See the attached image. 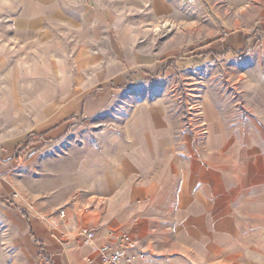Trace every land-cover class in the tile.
Instances as JSON below:
<instances>
[{"label":"rangeland","instance_id":"obj_1","mask_svg":"<svg viewBox=\"0 0 264 264\" xmlns=\"http://www.w3.org/2000/svg\"><path fill=\"white\" fill-rule=\"evenodd\" d=\"M158 1L58 0V11L35 13L27 0H0V155L17 157L16 174L2 181L29 216L56 224L74 204L81 220L87 172L105 171L111 152L129 147L132 123L155 113L188 147L191 137L203 143L212 121L233 136L260 132L264 143V111L251 130L242 107L243 90L264 96V30L240 8L250 2L203 0L187 10ZM246 28L253 43L236 38ZM224 44L238 53L219 64L212 52ZM261 216L212 264H264V205ZM27 237L24 219L0 200V264H30Z\"/></svg>","mask_w":264,"mask_h":264},{"label":"crops","instance_id":"obj_2","mask_svg":"<svg viewBox=\"0 0 264 264\" xmlns=\"http://www.w3.org/2000/svg\"><path fill=\"white\" fill-rule=\"evenodd\" d=\"M248 1L240 8L251 10L254 29L264 30V0ZM27 7L35 13L52 7L54 12L58 0H27ZM23 23L30 27L29 22ZM247 29L236 34L239 42L253 43ZM227 46L231 47L224 44L222 52ZM261 93L256 87L242 91V107L249 111L244 119L251 130L262 122ZM155 114L132 123L129 147L111 152L117 159L104 166L105 171L87 172L81 187L88 193L84 192L80 203L90 208L81 220L76 218L74 204L66 207L56 224L49 222L55 216L45 221L29 216L18 196H6L2 181L16 174L17 157L13 150L0 155V200L23 219L21 211L27 214L25 245L32 256L30 264H102L98 250L107 246L108 253L119 251V238L125 233L146 254L135 264H190L191 259L192 264H212L229 252L230 238L248 222L262 220L264 143L260 132L233 136L212 121L208 123L212 132L203 143L198 145V139L191 137L188 147L189 138L172 134ZM46 203L50 216L54 203ZM94 213L97 217L90 216ZM86 232H93L90 242L84 241Z\"/></svg>","mask_w":264,"mask_h":264},{"label":"built area","instance_id":"obj_3","mask_svg":"<svg viewBox=\"0 0 264 264\" xmlns=\"http://www.w3.org/2000/svg\"><path fill=\"white\" fill-rule=\"evenodd\" d=\"M183 8L190 10L202 3L203 0H176ZM64 213L60 216L63 217ZM84 241L90 242L93 238V232L83 234ZM119 251L108 253V247L103 246L99 251L100 261L102 264H135L146 257L145 252L139 249L138 244L129 234H121L119 238Z\"/></svg>","mask_w":264,"mask_h":264},{"label":"trees","instance_id":"obj_4","mask_svg":"<svg viewBox=\"0 0 264 264\" xmlns=\"http://www.w3.org/2000/svg\"><path fill=\"white\" fill-rule=\"evenodd\" d=\"M230 53L236 54V53H238V52H236V51L233 52V50H232L231 48L227 47V48L224 50L223 53L212 52V55H214L213 57H214L215 62H217V63L220 64V63H222V62L227 61V55H229ZM209 54H210V52L205 53V54H203V57L205 58V57L208 56ZM35 137H39V136H35ZM21 213H22V215H23L25 221L28 223V217H27V214H26L25 210L23 209V210L21 211Z\"/></svg>","mask_w":264,"mask_h":264}]
</instances>
